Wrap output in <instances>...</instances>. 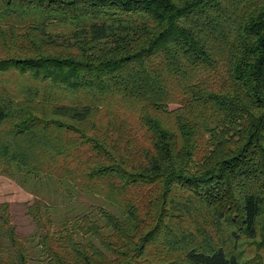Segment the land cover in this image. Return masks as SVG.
Masks as SVG:
<instances>
[{"label": "trees", "instance_id": "obj_1", "mask_svg": "<svg viewBox=\"0 0 264 264\" xmlns=\"http://www.w3.org/2000/svg\"><path fill=\"white\" fill-rule=\"evenodd\" d=\"M0 174L120 211L0 202V264H264V0H0Z\"/></svg>", "mask_w": 264, "mask_h": 264}, {"label": "rangeland", "instance_id": "obj_2", "mask_svg": "<svg viewBox=\"0 0 264 264\" xmlns=\"http://www.w3.org/2000/svg\"><path fill=\"white\" fill-rule=\"evenodd\" d=\"M69 189V197H65V191L47 193L44 190H39L38 195H33L16 184L15 181L0 174V202L8 203L11 223L22 240H30L35 231V224L27 214V206L37 199H44L52 204L53 216L56 221L62 219L66 214L78 213L81 210L95 213L98 206L116 214L120 213L117 207L109 205L98 196H87L72 188Z\"/></svg>", "mask_w": 264, "mask_h": 264}]
</instances>
